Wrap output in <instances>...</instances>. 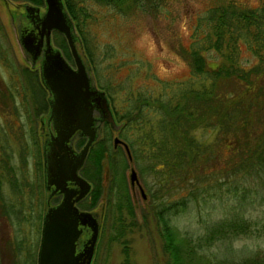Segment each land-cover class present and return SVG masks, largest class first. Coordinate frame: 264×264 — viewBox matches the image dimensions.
<instances>
[{
    "label": "trees",
    "instance_id": "16d2710c",
    "mask_svg": "<svg viewBox=\"0 0 264 264\" xmlns=\"http://www.w3.org/2000/svg\"><path fill=\"white\" fill-rule=\"evenodd\" d=\"M16 1L44 3V0ZM124 1L63 0L77 47L79 38H85L83 27L92 14L91 2L122 10ZM159 2L128 0L127 7L151 11ZM199 17L195 29L200 25L204 40L197 49L193 47L188 51L187 62L190 79L198 77L200 81H180L174 88L172 84L166 85L154 98L153 111L149 109L152 100L149 93L139 91L133 95L126 112L115 109L113 115L116 119H125L120 131L133 152V160L146 161L145 167H139L147 189V204L140 208V213L144 225L149 228L153 225L160 236L165 264H264L258 258L237 262L234 257H220L212 249L224 239L259 229L258 223L253 227L248 218L255 203L260 204L264 198V118L261 113L264 97L259 104L248 101L249 107L246 98L255 86L264 96V1L254 7L235 0L219 1L205 8ZM61 35L56 31L53 40L70 57L68 44ZM199 38L193 41L198 43ZM226 43L235 48L225 54L228 63L208 65L204 50H220ZM241 43L256 57L249 66L237 64ZM28 74L31 76L29 71ZM193 83L199 87H194ZM228 83L243 84V87L228 89ZM254 107L255 112H249ZM132 125L133 140L126 132ZM208 125L216 130L213 139L206 141L197 137L195 129ZM106 137L95 140L88 149L81 171L90 179L93 178L86 171L89 166L94 164L99 169L102 159L110 156V145H104ZM83 139L76 141L77 147L84 143ZM108 168L112 176L110 183L119 186H111L114 191L106 197L105 215L112 213V225H116L111 237L117 239L131 228L130 225H136V210L117 166ZM90 172L95 171L91 168ZM90 193L89 205H93L96 190ZM82 204L86 205L84 200ZM123 211L126 216H132L129 224L124 220ZM182 217H185L183 225ZM124 243L121 264H131L126 239Z\"/></svg>",
    "mask_w": 264,
    "mask_h": 264
},
{
    "label": "rangeland",
    "instance_id": "374dc122",
    "mask_svg": "<svg viewBox=\"0 0 264 264\" xmlns=\"http://www.w3.org/2000/svg\"><path fill=\"white\" fill-rule=\"evenodd\" d=\"M127 1L121 5L122 10L91 2L92 14L83 27L85 38H79L77 48L84 57L94 85L107 95L113 113L115 109L120 113L126 112L133 95L142 90L149 93L152 99L149 109L153 111V100L164 91L166 85L172 84L171 88H174L180 81H200L198 77L197 80L190 79L187 62L188 51L193 47L197 49L204 40L200 25L195 29L197 17L200 18L209 5L227 0H160L158 7L151 11L129 8ZM235 1L254 7L264 0ZM21 10L20 1L0 0V264H37L42 218L48 203L43 179V117L39 126L40 115L35 111L34 102L22 97L27 89V81L34 80L28 74V69L26 72L25 67L29 68L30 61L18 39V24L13 16V13ZM74 32L78 34L76 29ZM194 38H199L198 43L194 42ZM53 43L60 48L56 40ZM60 50L66 54L62 48ZM234 50L226 43L220 50H204V55L208 65L218 66L223 62L228 63L225 54ZM237 53V64L249 66L256 61L244 43L240 44ZM193 86L199 87L194 83ZM227 86L228 89L233 86L242 88L243 84L228 83ZM249 94L246 98L248 107V101L259 104L264 97L259 93L258 86ZM249 112H255V107ZM261 113L264 118V107ZM115 120L121 124L120 127L125 123V119ZM120 127L113 129L109 123L100 125L95 140H105V136H108L104 145H110V156L102 159L99 169L91 164L86 170L93 179L81 171L90 182V189L82 199L86 205L81 201V206L99 215V231L91 264H121L124 239L131 264H165L160 236L153 225L150 228L144 225L140 213V208L147 204V189L139 167H145L146 161L141 158L133 160V152L123 139ZM126 132L133 140V125ZM215 132L211 125L197 127L194 131L197 137L206 141L212 140ZM114 137L127 143L131 157L122 144H114ZM114 165L131 196L137 219L136 225H130L131 228L117 239L111 237L116 225H112L113 215L110 211L105 215L106 197L114 191L111 186H119L118 183H110L112 176L108 166ZM91 168L94 174L90 172ZM131 168L136 170L145 198L140 193L139 185L134 183L132 186L130 183ZM91 190H96L93 205H89L92 201ZM255 205L248 219L253 227L258 223L259 229L218 242L212 249L220 257H234L237 262L247 258L264 261V226H261V223L264 224V198ZM123 212L125 222H132V216H126V211ZM184 222L185 217H182L181 225Z\"/></svg>",
    "mask_w": 264,
    "mask_h": 264
},
{
    "label": "water",
    "instance_id": "95a60500",
    "mask_svg": "<svg viewBox=\"0 0 264 264\" xmlns=\"http://www.w3.org/2000/svg\"><path fill=\"white\" fill-rule=\"evenodd\" d=\"M33 7L26 5V9ZM52 29L63 33L73 57L74 65L67 62L61 50L52 45ZM39 33L33 38L18 35L23 50L29 54H39L43 46L41 76L51 91V108L54 132L44 143L45 180L54 185L55 190L63 191L62 200L47 209L38 251L37 264H91L99 231V215L87 209H79L76 202L90 189V182L78 174L88 149L97 138L95 121L100 119L118 129L105 92L92 83L88 66L78 51L72 22L64 9L62 0H45ZM29 35V34H28ZM99 109L100 117L94 115ZM76 134L87 136L78 151L73 148ZM122 144L129 157L127 143L114 137V144ZM130 183L138 184L143 198V187L134 168L130 169ZM77 184L76 188L66 186V181ZM83 230L85 238L79 239Z\"/></svg>",
    "mask_w": 264,
    "mask_h": 264
},
{
    "label": "flooded vegetation",
    "instance_id": "af4514ba",
    "mask_svg": "<svg viewBox=\"0 0 264 264\" xmlns=\"http://www.w3.org/2000/svg\"><path fill=\"white\" fill-rule=\"evenodd\" d=\"M30 4L33 7H29V9H26V5ZM22 6V10L18 11L16 14L13 13L14 16V21L17 22L18 27H17V33L18 35L22 33V36H27L28 38H33V40L35 41V37L36 34L39 33V30H37V26L40 24V19H41V15L43 10L45 9V2L43 3V5L41 4H31V3H27V2H20V7ZM57 30L52 29L50 32V37H51V42L52 45H54L53 43V34L56 32ZM29 34V35H28ZM23 49V48H22ZM24 51V50H23ZM24 53L26 54L28 60L30 61V66H28L29 68H27L29 70V73L32 75V78L34 81H27L28 85H26V91H23L22 97L27 100V98L29 100H32L34 102V107H35V111H37V113H39L40 115V121H39V126L41 123V118L43 117V124H44V138H43V179H44V188L46 190L47 193V206L42 218V225H41V230H40V238H39V245H38V251H39V246H40V241H41V235H42V226H43V221H44V216L45 213L47 211V209L51 206L57 205L63 197V191H60L59 189L55 190L54 185H49L46 183L45 180V161H44V143L45 140H47L51 134V132H54V127H53V123H52V118H49L50 115V108H51V102H50V98H51V91L48 88V86L44 83L42 76H41V59L43 56V46H41V50L39 54H35L32 53L33 55H29L27 54L25 51ZM63 56L65 57V59L67 60V62L69 64H71L74 67V63H71L72 60L69 59V57L65 56L63 54ZM72 59V57H70ZM83 58V57H82ZM84 60V58H83ZM93 85H94V81H92ZM25 86V83H24ZM98 90H102L101 88L97 87L96 85H94ZM96 109V108H95ZM94 115L100 117V112L99 109L94 110ZM103 123H108L106 121L103 120H96L95 121V127L96 130L98 131L100 125H102ZM79 138H84V140L87 139V136L85 135H81V134H76L73 138V148L75 151H78L81 147H79L78 149L76 148V141ZM84 164V163H83ZM79 168L78 170V174L81 175L82 177H84L81 174V169L82 166ZM85 178V177H84ZM133 186V184H131ZM66 186L71 187V188H76L77 184L67 180L66 181ZM85 198V197H83ZM79 199L76 202V205L79 209H86L84 207L81 206V201L82 199ZM52 200H55V202H52ZM57 200V201H56ZM86 235V231L83 230V232L81 233V237L79 239V243H81L83 241V239L85 238ZM38 251H37V258L36 260L38 261ZM29 252H31V250H29Z\"/></svg>",
    "mask_w": 264,
    "mask_h": 264
}]
</instances>
